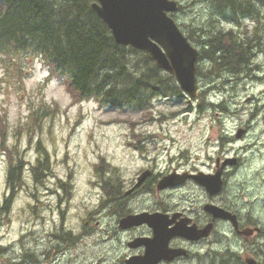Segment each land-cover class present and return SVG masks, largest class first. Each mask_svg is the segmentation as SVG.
<instances>
[{
	"label": "rangeland",
	"instance_id": "rangeland-1",
	"mask_svg": "<svg viewBox=\"0 0 264 264\" xmlns=\"http://www.w3.org/2000/svg\"><path fill=\"white\" fill-rule=\"evenodd\" d=\"M176 1L179 7L170 15L183 32L213 16L210 0ZM240 22L250 28L255 20ZM31 55L18 54L20 74L0 59V206L10 164L23 162V181L10 208L0 212V264H18L19 254L40 246L55 208L67 210V218L82 215L97 198L100 178L128 187L145 168L208 171L217 157L238 161L227 169L225 191L217 200L236 204L264 228V48L256 49L244 71L213 78L197 74L194 98L171 92L150 98L137 111L74 99L66 79ZM44 156L51 172L35 181L31 167ZM168 192L172 202L206 198L198 187ZM227 241L239 251L238 238L230 234ZM200 264L217 262L207 256Z\"/></svg>",
	"mask_w": 264,
	"mask_h": 264
},
{
	"label": "trees",
	"instance_id": "trees-1",
	"mask_svg": "<svg viewBox=\"0 0 264 264\" xmlns=\"http://www.w3.org/2000/svg\"><path fill=\"white\" fill-rule=\"evenodd\" d=\"M91 1L0 0V59L20 74L18 54L36 55L52 75L66 79L74 99L94 98L107 106L137 111L154 96L180 94L174 76L158 68L145 51L114 40ZM210 1L213 16L184 32L200 45L198 60L204 68L197 65L196 74L213 78L245 70L256 49L264 48V0ZM248 17L255 20L250 28L240 22ZM22 169L21 159L10 164L0 212L10 208L23 181ZM49 172L46 156L31 167L35 181Z\"/></svg>",
	"mask_w": 264,
	"mask_h": 264
},
{
	"label": "flooded vegetation",
	"instance_id": "flooded-vegetation-1",
	"mask_svg": "<svg viewBox=\"0 0 264 264\" xmlns=\"http://www.w3.org/2000/svg\"><path fill=\"white\" fill-rule=\"evenodd\" d=\"M234 159L222 167V187L213 194L191 176L174 186L158 188L157 185L169 173L213 174L223 161L218 157L214 168L208 171L185 167L181 171L172 168L156 173L153 167H148L128 187L116 179L100 178L97 198L86 205L82 215L77 212L67 218V210L55 208L52 227L38 243L40 246L19 254L18 264H200L207 256L217 264H249L250 261L264 264L261 261L264 260V228L258 222L251 223L248 214L244 217L236 204L217 200L225 191L227 169L238 162ZM145 170L149 171L148 175L136 184ZM191 187H198L206 198L200 200L198 195L193 196L188 203L183 197L174 202L170 200L168 190ZM210 205L223 208L234 219L214 216ZM143 214L148 221L129 223L126 220L133 215L140 216L137 219L141 220ZM179 225L194 229L198 237L171 235ZM230 234L238 238L235 244L239 251L233 250L232 243L227 241ZM255 237L259 238L252 240Z\"/></svg>",
	"mask_w": 264,
	"mask_h": 264
},
{
	"label": "water",
	"instance_id": "water-1",
	"mask_svg": "<svg viewBox=\"0 0 264 264\" xmlns=\"http://www.w3.org/2000/svg\"><path fill=\"white\" fill-rule=\"evenodd\" d=\"M90 5L107 24L118 44L145 51L158 68L175 77L184 93L190 97L196 95V64L199 52L169 15L179 7L176 0H92ZM234 161L235 159H225L213 174L169 173L159 180L157 187L174 186L185 177L191 176L204 185L210 194L217 193L222 187V167ZM148 173V170L143 171L136 184ZM209 210L214 216L234 219L233 215L218 206L210 205ZM139 217L128 216L126 220H129V223L148 221L144 214L141 220L137 219ZM173 233L188 238H196L199 235L194 229L183 225H179L171 235ZM249 264H253L252 261Z\"/></svg>",
	"mask_w": 264,
	"mask_h": 264
},
{
	"label": "bare ground",
	"instance_id": "bare-ground-1",
	"mask_svg": "<svg viewBox=\"0 0 264 264\" xmlns=\"http://www.w3.org/2000/svg\"><path fill=\"white\" fill-rule=\"evenodd\" d=\"M235 1V0H234ZM233 1V2H234ZM34 4V3H33ZM192 35V34H191ZM193 38H194V36H193ZM191 40V39H190ZM195 40V39H194ZM198 44V43H197ZM199 45V44H198ZM200 46V45H199ZM198 49V48H197ZM251 62V61H250ZM200 66V65H199ZM263 255V254H262ZM261 256V255H260ZM264 256V255H263ZM262 258V257H261ZM264 259V258H263ZM261 261H263V263H264V260H261ZM261 263V262H260ZM262 264V263H261Z\"/></svg>",
	"mask_w": 264,
	"mask_h": 264
}]
</instances>
